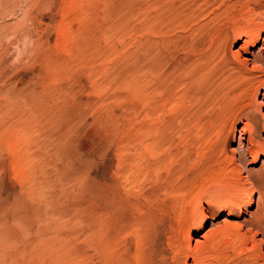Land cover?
<instances>
[{"label":"bare ground","instance_id":"obj_1","mask_svg":"<svg viewBox=\"0 0 264 264\" xmlns=\"http://www.w3.org/2000/svg\"><path fill=\"white\" fill-rule=\"evenodd\" d=\"M262 8L264 0H67L65 34L71 49L144 54L141 73L130 81L141 113L128 118L125 129H116L114 182L96 183L92 195L96 225L86 242L95 243L97 264H264V209L249 218L242 215L253 201L247 203L245 191L238 190L236 168L228 162L233 158L218 143L225 120L229 135L241 119L246 123L239 148L253 160L264 153L251 128L260 115L257 93L264 89V67L252 72L247 58L232 52L237 39L245 38L242 49L261 39ZM245 9L252 12L249 20L243 18ZM260 51L252 53L257 65L264 64ZM19 156L11 164L30 161L27 151ZM129 169L137 181L143 179L138 205L121 197L120 181ZM43 178L34 176L27 188L34 204L43 199L37 188ZM65 182L61 176L62 191ZM141 205L147 211L137 217L133 212ZM10 208L0 211V264H49V223L36 226L35 217L31 221L18 206ZM218 209L228 217L191 246L192 233L205 228L207 215L218 219ZM234 211L236 220H228ZM145 218L142 233L136 225ZM159 218L172 230L161 249L153 225ZM57 224L56 240L66 250L58 257L78 261L74 244L86 231L79 222L71 232Z\"/></svg>","mask_w":264,"mask_h":264},{"label":"rangeland","instance_id":"obj_2","mask_svg":"<svg viewBox=\"0 0 264 264\" xmlns=\"http://www.w3.org/2000/svg\"><path fill=\"white\" fill-rule=\"evenodd\" d=\"M245 10L243 18L249 20L252 12L248 14L250 9ZM66 11L67 0H0V211L18 206L23 217L31 221L35 217L32 222L36 226L49 223V264L65 263L58 257L66 250L56 240L60 236L57 223L66 224L67 232H71L72 225L79 222L86 233L78 236L74 244L78 261L67 260L65 264H97L96 245L86 242V236L95 231L96 225L92 195L96 183L114 182L117 158L112 151L116 129H125L130 123L128 118L139 117L141 113L130 81L134 74L141 73L144 54L134 51L86 54L71 49L65 34ZM244 39L233 42L232 52L240 54L242 60L247 58L248 69L257 73L256 67L264 64L257 65L252 53L261 49L264 57V34L247 49H242ZM257 101L260 115L252 120L251 128L255 139L264 143L263 88L257 93ZM245 123L237 120L235 130L228 135L229 121L225 120L218 143L233 158L228 162L236 168L241 187L238 190L245 191L247 203L253 201L252 207L241 212L249 218L250 213L264 209V153L260 152L253 160L239 148ZM243 137L247 146L248 135ZM207 140L210 138L204 144ZM26 151L30 161L25 160L22 167L11 164ZM36 175L39 179L46 178L41 187L37 186L42 188L43 197L38 204L30 201L27 189ZM135 175L129 169L120 181L121 197L128 205L129 202L138 205L141 200L143 179L137 181ZM61 176L66 181L64 191L59 183ZM145 211L147 208L141 205L133 214L140 217ZM237 215L234 211L228 220H236ZM217 216L214 219L207 215L205 228L192 233L191 246L228 217L223 209H218ZM163 221L159 218L157 225L153 224L159 249L172 236L170 222ZM142 223L146 224V218L136 225L141 232L146 230Z\"/></svg>","mask_w":264,"mask_h":264}]
</instances>
